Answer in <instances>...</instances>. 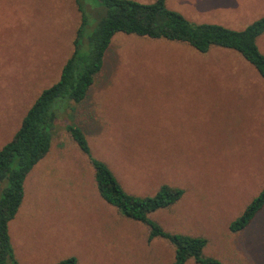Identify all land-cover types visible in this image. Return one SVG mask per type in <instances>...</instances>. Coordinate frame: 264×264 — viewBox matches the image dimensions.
<instances>
[{
  "label": "rangeland",
  "instance_id": "rangeland-1",
  "mask_svg": "<svg viewBox=\"0 0 264 264\" xmlns=\"http://www.w3.org/2000/svg\"><path fill=\"white\" fill-rule=\"evenodd\" d=\"M165 6L189 23L232 31L264 15V0ZM78 22L72 0H0V148L57 80ZM255 45L264 56V33ZM73 122L125 192L152 195L162 184L183 191L149 214L161 229L203 237L201 255L222 264H264V209L244 231L227 229L264 186V80L237 53L116 34ZM7 233L18 264L172 262L167 241L147 240L146 226L101 201L87 158L61 122L24 180Z\"/></svg>",
  "mask_w": 264,
  "mask_h": 264
},
{
  "label": "trees",
  "instance_id": "trees-1",
  "mask_svg": "<svg viewBox=\"0 0 264 264\" xmlns=\"http://www.w3.org/2000/svg\"><path fill=\"white\" fill-rule=\"evenodd\" d=\"M78 25L71 42V52L60 66L57 80L42 89L22 116L18 128L0 148V264H18L12 254L7 223L15 216L23 199L24 180L49 151L55 122L83 154L92 169L98 197L115 208L124 218L147 228V240L160 238L173 251L171 264H222L205 258L201 251L203 237L166 232L149 214L166 209L182 196L180 188L160 185L152 195L136 196L125 192L107 165L92 157L85 136L73 122L75 106L84 101L103 64L104 53L116 34L149 40L184 43L198 53L210 47L237 53L264 80V56L255 40L264 33V15L240 31L215 24H192L180 13L168 9L165 0L141 3L136 0H72ZM264 209V186L228 223L236 234L244 231ZM55 264H76L68 257Z\"/></svg>",
  "mask_w": 264,
  "mask_h": 264
}]
</instances>
